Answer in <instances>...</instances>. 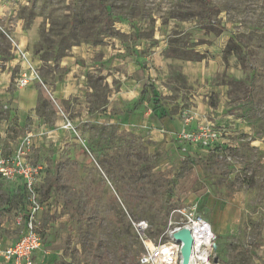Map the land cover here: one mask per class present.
<instances>
[{"label": "rangeland", "instance_id": "obj_1", "mask_svg": "<svg viewBox=\"0 0 264 264\" xmlns=\"http://www.w3.org/2000/svg\"><path fill=\"white\" fill-rule=\"evenodd\" d=\"M0 12V161L19 164L22 148L21 158L38 169V233L42 244L51 243L46 249L58 250L54 264H139L145 248L133 223L146 221L151 243L169 242V223L180 221L172 211L191 205L217 234L212 264H264V140L208 125L217 138L198 143L203 152L187 157L185 143L179 151L174 141L77 121L75 99L63 105L47 87L63 73L62 57L77 47L95 48L100 53L90 57L96 61L86 77L92 87L86 106L96 109L108 93L102 68L117 88L118 78L131 73L126 54L154 47L156 38L164 57L206 61L218 54L224 70L213 82L227 85L230 111L255 119L256 132L264 134V0H0ZM18 19V33L33 24L31 55L38 63L13 36ZM113 52L117 60L106 66L103 57ZM30 67L39 79L24 88L40 87L38 117L21 125L12 116L13 94L24 89L18 79ZM233 67L242 79L229 77ZM169 74L184 88L178 68ZM216 100L213 95L210 103ZM28 202L21 182L0 177V238L11 236L3 221Z\"/></svg>", "mask_w": 264, "mask_h": 264}, {"label": "crops", "instance_id": "obj_2", "mask_svg": "<svg viewBox=\"0 0 264 264\" xmlns=\"http://www.w3.org/2000/svg\"><path fill=\"white\" fill-rule=\"evenodd\" d=\"M20 21V19L17 20V28L13 30V36L18 39L19 48L26 50L27 55L30 56L36 42L33 24L29 29L21 30L18 33ZM152 40L154 43L157 42L154 47L135 46V50L126 54L124 60L128 61L130 58L132 60L131 73L118 78L117 88L113 87L114 81L111 80L108 70L105 67L102 68L101 76L108 93L103 103L96 109L90 110L87 107L90 105V101L87 102V97L89 99L92 94V87L86 79L94 70L96 61H91V55L100 53L95 48L85 50L82 47H77L68 56H64L58 61L57 64L63 73L59 75L58 79L47 85L52 97L59 103L68 102L69 105L72 104L71 99H75L78 104L74 105L73 113L78 115L75 116L77 121L99 123L108 129L134 131V134L145 135L149 140L155 142L174 141L176 148L180 149L179 151L183 147L177 138L180 131L183 129L195 131L199 126L206 125L225 131V135L237 130L253 135L251 139L255 142L264 140V134L258 135L259 133L256 132L255 119L252 121L241 120L240 116H235L230 111L227 85L213 82L217 74L224 70L222 59L218 54L206 61L168 58L164 57L162 52L157 51L160 48L158 46L160 42L156 38H152ZM136 44H139V41H136ZM140 44L143 43L140 41ZM117 49L116 53H123L122 48ZM147 49L148 51L145 52ZM115 52L103 57V63L106 66L117 60L113 58ZM102 55L105 56L106 52H103ZM31 56L35 61L37 60V56ZM85 59L87 66L84 67ZM120 61L122 62V59ZM171 67L179 69L184 80V88L178 89L176 82L171 80L169 74ZM239 69L233 67L231 71H228L229 77H234L235 80L242 79L243 73ZM39 93L40 87L37 85L14 92L15 101L12 116L18 119L19 124L22 125L27 117H38L34 110ZM213 95H217V100L212 105L210 98ZM82 100L86 101L85 105ZM58 112H56L57 115H59ZM59 121L57 118L55 124H58ZM221 139L222 136L219 140ZM186 148L187 157L199 154L203 150L198 147L191 148L188 145ZM18 213L20 212H16V214ZM13 220L7 217L1 224V228L10 232L11 236L2 235L0 246L8 244L20 236L21 228L16 226ZM51 225V223L47 225L49 234ZM49 245H51L49 242L43 243L41 249L34 253L35 264H54L59 259L58 250L46 249ZM0 264L6 263L0 261Z\"/></svg>", "mask_w": 264, "mask_h": 264}, {"label": "built area", "instance_id": "obj_3", "mask_svg": "<svg viewBox=\"0 0 264 264\" xmlns=\"http://www.w3.org/2000/svg\"><path fill=\"white\" fill-rule=\"evenodd\" d=\"M21 54L24 56L23 53ZM35 79H39V77L30 67V72L22 74L21 78L18 79V87L24 88ZM177 138L182 146L185 143L191 148H196L200 142L206 143L209 140L216 139L217 133L211 127L200 126L195 131L183 129L177 134ZM20 150H18L17 155L18 160H20L19 164L9 167L4 164V161H0V177L4 181L21 182L27 190L29 202L23 212L15 214L13 222L21 228V233L14 241L0 246V261L6 264H35L34 253L42 246L38 233L42 212L39 195L36 191L38 169L25 163V160L21 158V156H25V152ZM195 210L196 205L174 209L171 214L175 213L180 216V221L169 223L168 235L170 241L158 245L147 240L149 225L146 221L134 222V230L145 248V251L138 258L139 264H182L181 244L172 238L173 233L182 228L189 230L192 237L189 263L192 260V264H212L217 250V236L210 223L198 215ZM147 243H151L152 247H149Z\"/></svg>", "mask_w": 264, "mask_h": 264}, {"label": "water", "instance_id": "obj_4", "mask_svg": "<svg viewBox=\"0 0 264 264\" xmlns=\"http://www.w3.org/2000/svg\"><path fill=\"white\" fill-rule=\"evenodd\" d=\"M172 238L181 244L180 247V256H181V263L188 264L189 258L191 255V245H192V237L186 228H182L179 231L173 233Z\"/></svg>", "mask_w": 264, "mask_h": 264}, {"label": "trees", "instance_id": "obj_5", "mask_svg": "<svg viewBox=\"0 0 264 264\" xmlns=\"http://www.w3.org/2000/svg\"><path fill=\"white\" fill-rule=\"evenodd\" d=\"M35 53H37V51H36ZM101 128H105V127L101 126ZM91 221H94V219H93V218H89V219L87 220V222H91Z\"/></svg>", "mask_w": 264, "mask_h": 264}, {"label": "bare ground", "instance_id": "obj_6", "mask_svg": "<svg viewBox=\"0 0 264 264\" xmlns=\"http://www.w3.org/2000/svg\"><path fill=\"white\" fill-rule=\"evenodd\" d=\"M147 245L149 246V247H152V245H150V244H148L147 243ZM193 262H192V260H190V263L189 264H192Z\"/></svg>", "mask_w": 264, "mask_h": 264}]
</instances>
